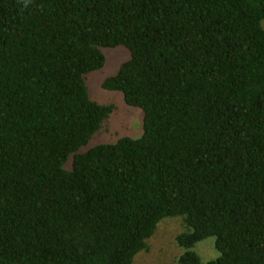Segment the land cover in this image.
Listing matches in <instances>:
<instances>
[{"label": "trees", "instance_id": "1", "mask_svg": "<svg viewBox=\"0 0 264 264\" xmlns=\"http://www.w3.org/2000/svg\"><path fill=\"white\" fill-rule=\"evenodd\" d=\"M263 20L264 0H0V264H133L177 216V264H264ZM118 46L103 87L143 134L81 151Z\"/></svg>", "mask_w": 264, "mask_h": 264}, {"label": "rangeland", "instance_id": "2", "mask_svg": "<svg viewBox=\"0 0 264 264\" xmlns=\"http://www.w3.org/2000/svg\"><path fill=\"white\" fill-rule=\"evenodd\" d=\"M262 25L264 27V20ZM102 51L105 55V63L101 69L89 73L87 85L91 99L100 104H112L114 110L88 144L81 148V151H87L103 143H115L122 137L139 138L144 131L143 110L129 106L121 91L108 90L103 87L106 78L116 74L121 65L130 59L129 49L125 46H118L103 48ZM186 229L182 217H165L159 222L155 233L148 240V249L137 253L133 264H177L180 255L184 252L177 242V237ZM193 249L203 262L219 256L215 248L214 236L199 241Z\"/></svg>", "mask_w": 264, "mask_h": 264}]
</instances>
